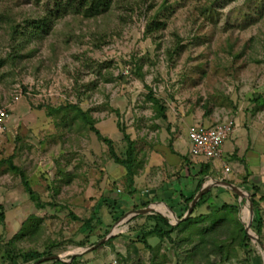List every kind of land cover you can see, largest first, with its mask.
Masks as SVG:
<instances>
[{"label": "rangeland", "instance_id": "374dc122", "mask_svg": "<svg viewBox=\"0 0 264 264\" xmlns=\"http://www.w3.org/2000/svg\"><path fill=\"white\" fill-rule=\"evenodd\" d=\"M55 2L0 0V106L10 109L0 161L13 156L45 203L37 208L19 174L0 163V264L50 255L70 263L82 241L88 256H74L76 264H264V247L243 244L241 231L255 193L261 233L251 230L264 245V191L244 185L247 197L236 198L215 182L213 162L201 186L208 199L184 220L189 206L179 196H190L203 176V162L185 147L191 123L252 109L253 121H264V0H116L90 18L57 12ZM44 17L45 27L33 33ZM92 125L121 158L122 129L133 139L132 183ZM252 181L260 188L258 177ZM165 189L171 197L163 201ZM142 200L176 225L171 238L142 235L141 226L153 224L133 212L147 207ZM225 203L238 210H223ZM95 206L101 220L89 235L84 219ZM220 220L229 233L218 252L208 254L207 245L194 262L201 233ZM47 262L57 264L39 263Z\"/></svg>", "mask_w": 264, "mask_h": 264}, {"label": "trees", "instance_id": "16d2710c", "mask_svg": "<svg viewBox=\"0 0 264 264\" xmlns=\"http://www.w3.org/2000/svg\"><path fill=\"white\" fill-rule=\"evenodd\" d=\"M114 1L116 0H56L55 2V6H54V10L55 11H69L72 10L75 13L78 14H82L83 16L90 18V17H94L97 16L101 13H104L105 11H107L114 3ZM47 17L35 20V26L34 25H30V26H34L35 30L33 31V33H37L38 31H40L43 27H45V25L47 24ZM29 26V27H30ZM72 107L77 108L76 104H72ZM161 108L164 110V107L161 106ZM81 114L83 115V118L85 120L88 119V116L84 113L81 112ZM88 121V120H87ZM91 123V121H90ZM99 136L100 139H102L103 141H105L108 145H109V152H110V156L111 158L118 164L122 165L125 170H126V178L127 180L132 183L133 182V177L134 174L137 171V164L135 161L136 155H135V148H134V141L133 139H131L130 135H128L124 129H122L123 132V136L124 139L126 141L127 144V149H126V153H125V158H121L117 155V153L114 150L113 147V143L112 140L107 138V137H103L102 134L100 133V131H98V129H96L94 127V125H92L91 127ZM1 162H6L9 164L11 170L15 173L19 174V177L21 179V182L26 190V192H28L30 199L35 203V206L37 208H41L45 206V203H43L40 198L39 195L36 191H34L30 185V183L28 182L26 173L23 169L19 168L18 166H16L13 163V156H10L8 159L0 161ZM209 163H202L201 164V173H202V178H200V180L198 181L197 185H196V189L194 190V192L191 193L190 196L185 197L184 194H180L179 196H181L184 199L185 202V207L187 208L189 206V203L191 202V200L194 198L195 194L199 191V189L202 186V183L204 181V176L209 175L208 171H209ZM255 188V187H254ZM133 192H136V190L134 189ZM234 196L237 198L238 194L234 193ZM255 198V193L251 194V199L253 201V205H254V217H253V221H252V228L253 230L256 231V233L259 235L261 233V224H262V217L260 214V210H259V202L257 200L254 199ZM208 199V196L204 193L199 200L196 203V207L201 206L202 204H204ZM163 201H166L167 199L163 198ZM108 206L112 209H114L110 203H107ZM149 204L148 201H144L142 200L140 202V207H145ZM171 209L174 210V207L171 206ZM223 210H227V211H237L238 208L236 205L234 204H228L225 203L222 206ZM92 213L94 216H92V218H87L84 219V224L89 226V230H88V234H92L91 232L95 230V225L97 223L100 222L101 218H100V214H99V208L97 206L93 207L92 209ZM141 214L137 215L140 216ZM146 217V219L148 221H152L153 224L149 225L150 227H146L148 224H143L141 226V228H144V230L142 231V235L144 233H150V234H155L158 235L160 238H171L170 234L171 231L176 229V225H172L169 222V218H167L166 216L160 214V213H150V214H145L144 215ZM205 215H200V218H204ZM192 216H190L187 220L189 221L191 219ZM79 219V218H77ZM4 221V212L2 210V206L0 205V222ZM96 224H95V223ZM185 221L181 222L180 224L184 223ZM241 231H242V243L245 244L246 242H251L250 237L248 236L246 229L244 226L241 227ZM229 233V225L224 224L223 220L217 221L215 222L211 228L203 231L201 233L200 236V242L197 243V245L195 247L192 248V255L193 256V261L196 263H199V261H201V259L198 258V256H200L199 254L201 252H203V249H206L207 245H210L209 249L207 250L208 254H212V253H217L219 248H218V243L221 241L222 237L225 236ZM87 234V236H89ZM141 235V236H142ZM140 236V237H141ZM145 242V241H144ZM146 246L149 249H152V247H150L149 245H147V243L145 242ZM81 246H85L86 242H81L80 243ZM46 254V253H45ZM41 256L44 254H40ZM53 261H59L58 259H55ZM31 263L32 261H28L27 263ZM35 262V261H34ZM32 262V263H34ZM41 264V263H40ZM65 264H76V257H73L70 261V263H65Z\"/></svg>", "mask_w": 264, "mask_h": 264}, {"label": "crops", "instance_id": "0c3cea01", "mask_svg": "<svg viewBox=\"0 0 264 264\" xmlns=\"http://www.w3.org/2000/svg\"><path fill=\"white\" fill-rule=\"evenodd\" d=\"M255 112L256 110L252 109L250 111H246L245 114L244 112L239 113V115L236 117L237 127L235 131L231 134L229 139L226 140L224 143L223 158L231 169V172L227 177L228 181H230L231 183H233L234 185L240 188L242 187L244 188V185L251 186L252 188L255 187L254 188L255 192L259 191L262 193L264 191V188H262V186L264 185V133H261V130L263 128L264 131V123H263L264 121H262L261 126L259 123L253 121V119L255 118L253 114ZM251 121H253L254 123H252ZM185 147L186 150H188L189 148L188 138ZM220 164H221L220 161L214 162V170L219 172V176H217V178L222 177ZM257 177L259 182L262 183L261 184L262 186L260 185V188H258V186L252 181V178H257ZM168 183L169 182H167V184ZM170 185L171 183H169V186ZM221 187L224 189L226 188L225 186L222 185ZM167 190L168 189H165L166 196L164 197V199L166 197L169 198L171 197V194H168ZM75 247H76L75 251L72 253L71 257L68 260L70 261L74 256L78 257L80 261L86 259L88 255L83 252L87 249L83 250L81 246L79 247L75 246ZM58 260L59 261L57 262V264H65V262L62 261V259L59 258ZM50 263L51 262L49 263L47 262L44 264H50Z\"/></svg>", "mask_w": 264, "mask_h": 264}, {"label": "built area", "instance_id": "2783aa9c", "mask_svg": "<svg viewBox=\"0 0 264 264\" xmlns=\"http://www.w3.org/2000/svg\"><path fill=\"white\" fill-rule=\"evenodd\" d=\"M20 98V92L14 95V99ZM10 115L8 106H0V132L4 131L6 121ZM237 127L236 119L232 116H225L213 124H207L203 121H195L188 127L187 138L189 142V157L194 161L203 163H213L220 161L222 178L228 177L231 172L230 167L224 161V143L231 136ZM35 264V263H30ZM109 264H125L116 258H113Z\"/></svg>", "mask_w": 264, "mask_h": 264}, {"label": "water", "instance_id": "95a60500", "mask_svg": "<svg viewBox=\"0 0 264 264\" xmlns=\"http://www.w3.org/2000/svg\"><path fill=\"white\" fill-rule=\"evenodd\" d=\"M215 182L217 183V185H222L225 187H228L230 189H232L235 193L238 194V196L240 197H247V194L245 193V191L241 188H239L238 186L234 185L233 183H231L228 180L225 179H216ZM208 189L207 186L205 187H201V189L199 190V192L195 195L193 201L191 202V204L189 205V208L187 210L186 215L180 219V220H184L186 219L192 212L194 206L196 205L197 201L199 200V198L203 195V193ZM249 200V204H250V219L248 224L246 225V232L248 234V236L250 237L251 240L254 241H258V243L264 247V245L259 241L258 237L252 233L251 230V225H252V221H253V217H254V205H253V201ZM134 214H150L153 213V208L151 206H147L145 208H141V209H136L135 211H133ZM60 256L59 255H50V256H45L42 259H40L39 262L41 261H45V260H55V259H59ZM39 262H36L35 264H38Z\"/></svg>", "mask_w": 264, "mask_h": 264}]
</instances>
